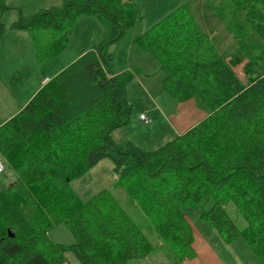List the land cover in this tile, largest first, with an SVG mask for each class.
<instances>
[{
    "label": "trees",
    "instance_id": "16d2710c",
    "mask_svg": "<svg viewBox=\"0 0 264 264\" xmlns=\"http://www.w3.org/2000/svg\"><path fill=\"white\" fill-rule=\"evenodd\" d=\"M228 1L264 41V0ZM8 9L0 0V40ZM80 14L107 22V35L0 124V155L16 175L13 185L0 180V264H63L66 251L81 264H132L152 254L151 241L111 189L82 200L69 188L104 158L113 163V187L134 201L174 262L195 256L193 230L182 211L190 208L225 241L244 238L264 264V70L245 64L247 78L240 79L238 54L219 48L196 4L187 1L133 43L157 59L169 96L196 95L208 112L154 149L117 142L111 134L130 119L127 86L137 73L114 72L108 47L138 20L135 4L62 0L59 7L20 14L10 28L65 37ZM60 223L73 236L68 245L50 238Z\"/></svg>",
    "mask_w": 264,
    "mask_h": 264
},
{
    "label": "rangeland",
    "instance_id": "374dc122",
    "mask_svg": "<svg viewBox=\"0 0 264 264\" xmlns=\"http://www.w3.org/2000/svg\"><path fill=\"white\" fill-rule=\"evenodd\" d=\"M131 1L137 8L138 20L108 49L113 54L114 72L128 69L137 73L127 86L128 99L133 109L128 123L114 130L111 135L117 142L132 140L143 149L150 150L202 120L208 109L196 95L185 100L169 96L162 87L163 72L157 59L151 53L141 51L133 43L135 36L190 0ZM3 2L9 9L4 14L7 29L0 40V122L6 121L15 111H19L20 109H16L23 107L31 99L45 83L46 77L54 76L82 53L98 44L109 30L107 22L87 14L76 17L74 29L65 37L48 30L11 29L10 24L20 14L28 17L42 8L59 7L62 0ZM195 4L219 48L224 53L238 54L239 61L234 65V70L240 79L245 81L247 78L245 64L264 70V41H260L251 32L243 13L235 9L228 0H193V5ZM141 112L148 119V123L139 118ZM0 160L3 164V171L0 172L1 184H15L16 175L6 158L0 155ZM114 180L113 163L109 158H104L82 177L73 179L69 188L82 200L88 199L101 189L112 190L154 247L152 254L146 259L136 260L132 264H262L244 238L225 241L207 220L201 219L190 208H183L182 211L193 230L195 256L181 263L174 262L134 201L122 187H113ZM227 210L239 227H243L244 220L236 214L234 207L228 205ZM49 235L56 243L68 245L73 242L72 234L63 223L55 226ZM65 258L69 264H81L71 251L65 252Z\"/></svg>",
    "mask_w": 264,
    "mask_h": 264
},
{
    "label": "built area",
    "instance_id": "2783aa9c",
    "mask_svg": "<svg viewBox=\"0 0 264 264\" xmlns=\"http://www.w3.org/2000/svg\"><path fill=\"white\" fill-rule=\"evenodd\" d=\"M48 80V78L45 79V82ZM139 118L144 122V123H148V119L146 118V116L144 115V113H140L139 114ZM3 171V164L2 161L0 160V172Z\"/></svg>",
    "mask_w": 264,
    "mask_h": 264
},
{
    "label": "crops",
    "instance_id": "0c3cea01",
    "mask_svg": "<svg viewBox=\"0 0 264 264\" xmlns=\"http://www.w3.org/2000/svg\"><path fill=\"white\" fill-rule=\"evenodd\" d=\"M120 72H121V71H120ZM116 73H117V72H116ZM46 78H47V77H46ZM162 78H163V77H162ZM42 85H43V84H42ZM42 85H41V86H42ZM41 86H40V87H41ZM127 96H128V95H127ZM17 106H19V105H17ZM20 108H21V107L19 106L18 109H16V110H19ZM15 112L17 113L18 111H15ZM13 114H15V113H13ZM3 122H4V121H1L0 124H2ZM191 259H192V258H191ZM187 260H188V259H185V261H187ZM188 263H189V262H188ZM63 264H69V263L67 262V259H66V258H65Z\"/></svg>",
    "mask_w": 264,
    "mask_h": 264
}]
</instances>
